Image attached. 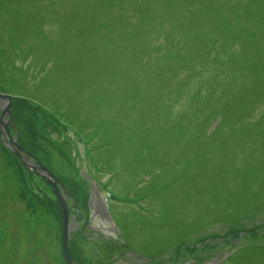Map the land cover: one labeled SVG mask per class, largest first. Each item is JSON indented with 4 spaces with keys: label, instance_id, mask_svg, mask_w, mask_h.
Instances as JSON below:
<instances>
[{
    "label": "rangeland",
    "instance_id": "obj_1",
    "mask_svg": "<svg viewBox=\"0 0 264 264\" xmlns=\"http://www.w3.org/2000/svg\"><path fill=\"white\" fill-rule=\"evenodd\" d=\"M61 1L0 0V92L13 96L12 138L17 134L18 143L63 184L57 188L70 207L74 264H264V80L257 82L264 64L247 68L242 55L252 46L264 53V0L250 7L246 3V8L240 6L246 0H204L214 7L204 10V28L231 24L235 35L210 31L216 43L212 55L218 60L201 67V76L166 99L161 94L165 90L146 86L145 80L137 91L132 83L125 89V76L136 81L134 75L145 76L133 55L102 54L109 35L103 26L114 25L110 21L118 11L129 20L136 11L124 4L106 8L100 0ZM162 5L163 0H146L139 10L156 12L166 8ZM81 10L88 15L84 26L100 31L88 34L87 42L81 39ZM81 45L90 50L81 53ZM219 56L224 69L217 74L215 96L200 106L194 93L202 87L200 93L208 94L213 68L221 65ZM98 57L117 58V71L126 70L110 77L114 67L106 61L105 75H96L95 64L85 62ZM149 61L146 73L158 59ZM239 90H244L235 95L240 110L224 109L225 120L215 119L219 99ZM153 96L164 107L146 119L147 128L155 131L148 135L137 116ZM178 96L182 98L171 105ZM196 128L217 130L212 137L202 135L205 142L194 151L199 146L193 138ZM7 144L0 140L5 153H0V205L18 218L13 221L10 211L0 209V245L8 239L13 246L11 253L0 248V264H68L55 187ZM13 177L18 192L10 188ZM18 206L29 209L35 221L43 213L54 217L51 233L44 236L47 227H42L37 236L24 235L21 241L26 233L20 220L25 223L26 218L11 210ZM6 221L13 228L9 235L4 233ZM28 238L40 243L29 248ZM45 239L51 245H42ZM48 251L55 258L47 259Z\"/></svg>",
    "mask_w": 264,
    "mask_h": 264
},
{
    "label": "trees",
    "instance_id": "obj_2",
    "mask_svg": "<svg viewBox=\"0 0 264 264\" xmlns=\"http://www.w3.org/2000/svg\"><path fill=\"white\" fill-rule=\"evenodd\" d=\"M80 1H82L83 4H98L96 0H80ZM100 1H101V5H104V7L106 8L108 7L113 8V6H116L118 4H124L126 7L130 6L131 10L136 11L135 13L132 14V17L130 16L131 18L130 20L127 19L128 16L125 15V12L118 11L113 17V19L110 21L115 26L114 25L108 26L107 23L103 26V29L108 31L109 35H108V42L104 46V49H102V54L103 55H133L134 57L133 61L140 63L139 65L140 67H144L145 76L138 77V74L134 75L135 78H139L138 81L134 80L130 76L124 77L125 82H127L124 84L125 89L128 87L127 86L128 84L132 83L133 86L136 85V87H132V88L135 91H137L139 90V84L143 83L142 81L145 80L144 85L151 86L155 84V87L159 86L158 90H165L166 93L161 92V94L164 95V98L166 99L168 98V95L174 92V90L178 92L181 88L187 87L191 81L201 76L202 68L204 66L209 65V63L213 60H218L216 55H212L213 52H215L214 48L216 47L215 46L216 43L214 41L215 40L214 35L213 33L211 34L210 31L213 30L212 32L214 33L219 31L222 35L228 36L230 38L231 36L235 35L234 26H231V24L230 25L216 24L213 25L211 30L210 28H204L205 24L202 22L203 18L206 17L204 10L214 8L211 6L210 7L205 6L204 0H163L162 7L166 5V8L158 10L156 12L142 11L144 9L139 10L142 2H145L146 0H100ZM255 1L256 0H246V2L240 6L242 8H246V3L249 7L254 6ZM61 2L63 3L64 0ZM12 3L15 4V2ZM260 8H262V6ZM233 10L235 14H237L236 12H238V10L236 11L235 8ZM233 10H230L232 14H234ZM215 14L216 13L211 14L209 18L214 20ZM81 16L84 18V20H82L81 18V39L82 41L87 42L90 38V37L87 38L88 34L90 36L91 32L94 33L98 29H94L91 27L86 28L84 26L86 24L84 23L86 21L85 19L88 16L87 12L81 10ZM220 16L221 18H223V20L229 18L226 16L224 17L222 15ZM103 20L104 18L102 19V21ZM166 20L176 21L177 24L172 28L168 25L159 23ZM88 25H93V24L88 23ZM119 30H121L120 34H119ZM233 44L234 43H232V45ZM81 47L83 49V50L81 49V53H85L86 50L88 51L90 50V49H85V47H83L82 45ZM259 50H260V46H255V47L252 46L250 49L243 51L242 55L247 58V61H245L246 63L245 66H247V68L256 70L259 67H262L260 65L264 64V61L262 62L261 60L264 59L254 57L255 54L264 55V53L261 52V50L260 51ZM91 53L92 52H89L86 55H91ZM231 55H236V54L234 53ZM151 57L152 58L157 57L158 62L156 64V67L151 69L149 73H146V69H148V65L151 64V62L149 61ZM222 59L223 58L219 56V63L221 65L220 67H218V69L213 68V70H215L212 71L214 73L213 74L214 78H212V80L209 79L208 81L207 84L208 94L206 96H203L202 93H200V88L202 87L200 88L198 87V89L194 93L195 101L202 104L200 106L203 107L206 106L208 103H210L211 100L210 97L215 96L214 89L216 85L214 83H216V80L218 79L217 74L220 72V70L224 69ZM237 59H239V56L237 57ZM106 61H111V64H113L114 67L110 77H113L116 73L121 74L126 70V69H121L117 71L118 70L117 67L119 64L117 58H107L106 60L98 57L95 59L94 62L92 60L86 61L85 65L88 66L87 63L95 64L94 72L96 73V75L100 73L99 75L101 76L104 74L105 69H103L102 66L106 64L105 63ZM258 74H259L258 76L259 79L257 82L259 84H262L259 81L260 79L264 80V69H261ZM243 91L244 90H239L234 92L229 91L228 93H225V97L223 99H219L220 105L218 106L215 112L217 114L215 119H219L220 122L225 120V115L223 112L224 109L232 110L233 108H236L240 110L239 108L241 107V104L235 103V97H236L235 95L238 92L240 94ZM144 94L145 93L143 92L142 95ZM181 98H182L181 96L175 97L172 100V102H170V104L172 105L173 103L178 102ZM132 99L136 102V100H138L139 97L138 98L132 97ZM156 99L157 97L153 96L151 97L149 102H144L142 109L140 110V114L137 116L141 119V122L143 124L141 125L142 129L147 128L146 126L147 124L145 123V121L147 118L150 119L149 115L151 116V114L153 115V113H159V114L162 113V109L164 106L162 107L160 104H158ZM249 102H251L250 99ZM81 115L83 116L82 113ZM179 116L185 117L186 115H183V113H181ZM207 117L209 118V115ZM194 118L195 116L192 115V119ZM263 118L264 116L262 117V119ZM138 125L136 127H138ZM211 125H213V122ZM151 126H153V124ZM146 130L147 131L145 132V134L148 135L149 134L151 135V133L155 132L151 127L147 128ZM156 130H159V128H157ZM216 130H217L216 128H209L206 131L204 130L205 132H200L196 128L195 133L197 134V136L195 134L193 138H195L194 142L196 143L198 140L199 146L196 145L195 147L196 149L194 148V151H197L200 148V145L205 142V138H201L202 135L206 136V138L212 137L216 133ZM141 132L144 133V131ZM0 140L3 143L1 138ZM107 144L109 146L111 145L110 143ZM0 153L2 154L4 153L3 147H0ZM10 184H11L10 185L11 189L13 188L15 189V191L18 190V184L15 183L14 177L11 180ZM6 206L7 207L11 206L10 202H8ZM0 207H1L0 209H4L7 212L10 211L9 208H4V204L0 205ZM11 210H14V212L19 214V216L22 215V217L26 218L25 219L26 225L23 222V220H20L21 222L20 227L22 229V233L24 232L26 233L21 235L20 238L21 241L24 235L29 237L37 236L38 231L42 230V227H47L46 230L44 229L46 232L44 236L46 235L48 236L49 233H51L52 230L49 229L48 227L53 224L54 217H52L50 214L48 213L40 214L41 219L40 220L37 219L35 221L37 217H32L30 213L31 214L33 213L31 211L29 212V209H25L26 210L25 211L24 209L21 208V206H18V208L14 207ZM8 215L10 216L13 215L11 217L13 221L16 218H18V215L11 211ZM3 219L4 217H0V221H3ZM34 221H35V226H33L32 224V222ZM6 223L7 226L4 230V233L9 235L10 230H12L13 228L12 225L9 224L7 221ZM1 228L2 225H0V229ZM55 229H57V227ZM42 235L43 234H41L40 237H43ZM12 238L13 240L17 239L16 237H12ZM39 239L40 238H37V240ZM50 241L51 240L45 239V243H42V245L43 244L46 245V243L47 245H51ZM8 242H9L8 239L6 240V242L5 241L2 242L0 248H2L3 250L6 249L5 251H9L8 253H11L13 250V246L9 245ZM32 243L33 240L28 238V243L26 245H29L28 247L31 248ZM38 243L40 242L36 241L35 244ZM43 248L44 246L42 247V250L41 249L40 250L43 251L44 250ZM53 253L55 254L54 251L53 252L48 251L47 259L55 258Z\"/></svg>",
    "mask_w": 264,
    "mask_h": 264
},
{
    "label": "water",
    "instance_id": "obj_3",
    "mask_svg": "<svg viewBox=\"0 0 264 264\" xmlns=\"http://www.w3.org/2000/svg\"><path fill=\"white\" fill-rule=\"evenodd\" d=\"M0 99L6 101V103L2 106V115L0 117V133L2 135V141L3 143H7L9 141L8 148L12 152H14L21 160V162L33 169L34 171L38 172V169L40 170L38 173L45 178L48 182H50L54 187L58 194V198L61 202L62 207V218H63V250L66 262L68 264H74L73 260L71 259V254L69 250V232L71 230L72 221H70L69 212L70 207L67 202L66 197L62 192H60L57 188V183L63 185L61 181L49 170L47 166H45L39 159H38V165H35V163H31L30 161H26L23 157V152L26 153L28 156L31 154L29 151L25 150V148L20 145L17 141V137L12 138L10 125H13V118L11 114V107L13 104V96L11 94H4L0 92ZM4 127V129L2 128ZM8 140V141H7ZM64 187V186H63Z\"/></svg>",
    "mask_w": 264,
    "mask_h": 264
},
{
    "label": "flooded vegetation",
    "instance_id": "obj_4",
    "mask_svg": "<svg viewBox=\"0 0 264 264\" xmlns=\"http://www.w3.org/2000/svg\"><path fill=\"white\" fill-rule=\"evenodd\" d=\"M3 102H5L4 100L2 101V103L1 104H4ZM1 115H2V112H1ZM1 117V116H0ZM13 117V116H12ZM15 125V123L13 122V125H11L12 127H15L14 126ZM16 137H17V134L15 135ZM0 138H2V135L0 136ZM25 148V147H24ZM25 150H27L26 148H25ZM30 152V151H29ZM31 153V152H30ZM23 157H24V159L27 161H30L31 163H35L34 161L36 160V163H38V158L36 157V155L35 154H33V153H31L29 156L26 154V153H24L23 152Z\"/></svg>",
    "mask_w": 264,
    "mask_h": 264
}]
</instances>
